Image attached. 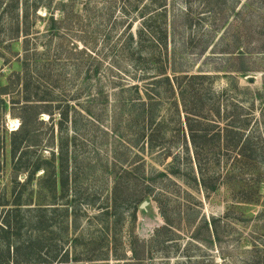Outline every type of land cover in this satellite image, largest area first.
<instances>
[{"label": "rangeland", "instance_id": "rangeland-1", "mask_svg": "<svg viewBox=\"0 0 264 264\" xmlns=\"http://www.w3.org/2000/svg\"><path fill=\"white\" fill-rule=\"evenodd\" d=\"M1 11L0 88L10 94L0 96V227L18 204L10 213L18 233L11 245L28 242L44 264L62 254L68 264H122L132 236L149 241L165 224L163 213L172 241L150 255L146 248L143 264H194L198 257L242 264L251 247L244 240L264 238L258 0H2ZM182 75L200 77L186 95L187 110L221 116H207L199 128L200 168L207 186L216 182L213 192L199 184L178 90L163 81ZM21 83L44 101L18 164L10 135L20 126ZM237 116L246 122L239 144L248 143L240 160L224 142L218 146L210 125L221 129ZM36 163L41 169L32 173ZM258 180V205L241 207L248 222L236 223L234 197ZM226 210L213 243L200 244L197 238L208 236L201 224Z\"/></svg>", "mask_w": 264, "mask_h": 264}, {"label": "trees", "instance_id": "trees-1", "mask_svg": "<svg viewBox=\"0 0 264 264\" xmlns=\"http://www.w3.org/2000/svg\"><path fill=\"white\" fill-rule=\"evenodd\" d=\"M2 1V0H1ZM1 1H0V7H1ZM252 2V1H250ZM261 9L264 12V0H258ZM251 4V3H250ZM160 5V4H159ZM4 11V9H3ZM3 11L0 12V16L2 15ZM152 32L154 35L158 36L157 30H149ZM0 37H1V30H0ZM3 42L0 41V46L3 45ZM1 57V54H0ZM183 77V78H182ZM187 75H182L181 78L179 76H174V78L170 79L168 76L164 77V82L165 84L171 89L173 86L177 88L178 90V96L179 99L182 101V105L184 108L185 115L187 116L185 119V125L188 127L189 133H190V141L193 145L194 151H195V159L197 165H199V184L203 188L204 192L208 193V191L213 192L217 189V184L216 182L213 183L211 186H207L208 184L205 182L204 176L202 175V170H201V165L199 163V153L201 151V146L200 142L198 141L203 138L202 136V130H200V126L202 122H207V116L208 117H217L218 119H221V116L219 114V111L217 110L216 112H207V116H203L201 111L198 110V108L193 109V110H187L186 108V101L188 97L191 96L189 94L190 92L194 93L195 91L193 90V84L192 81L194 82L196 79L200 78L198 77H189L186 81ZM190 79V80H189ZM22 86H24V96L22 98L23 105L20 108L21 114L18 116L20 120V126L17 131L12 132L10 135L11 142H10V152L12 154V157L17 156V161L18 164L21 162V156L23 155V152L25 151L26 147L28 146H23L24 143H26L28 137H32V140L35 139L34 136V131L32 128V125L34 124L35 120L38 118L37 116L41 114L40 112L37 111L39 104L38 102H43L44 100H41V98H37V94H34V96H31V92L28 91L27 84L21 83ZM261 88L264 89V76L262 78V86ZM9 87L5 88H0V96L3 95H9ZM256 96L259 99H263L262 94L257 93ZM3 110L7 108V104L2 101L1 102ZM42 113L47 114L48 116H52V112L50 110H42ZM216 116H215V114ZM60 117L62 119L64 118V115L60 114ZM214 128H216V131L214 132V137L216 138V142L218 146L220 147L221 143L224 142V147L225 149L227 148H232L236 150V157L237 159H243V152L248 149L247 148V142L245 144L240 143L241 138H242V131L246 127V122L244 120H240L237 116L236 119H233V121L229 124L224 126L223 128H219V124L213 123L210 124ZM211 126V128H212ZM34 141V140H33ZM29 141L30 146H36V142ZM36 141V140H35ZM249 142V141H248ZM264 165V164H263ZM41 167L36 163L32 167V173H35L39 171ZM44 171V170H43ZM171 171V170H170ZM45 172V171H44ZM171 174L178 173L177 171H171ZM62 185L67 183V178L62 180ZM261 181L255 184H252L251 187L248 189L242 191L240 195H236L234 198L236 199L235 204H232L231 207H233L235 210L240 212V214L235 218L234 221L236 223H246L248 222L246 217H244V212L242 211L243 209L241 207L244 206H256L259 203L260 200V185ZM209 189V190H208ZM118 190V184L114 186V192L116 193ZM115 200V199H114ZM147 201V197L143 196L142 198L139 199V201ZM15 207V211L12 212H6V218L2 220V226L0 227V246H3L2 249H0V264H10V263H25V264H44L41 262L38 258H32L31 253L28 252L29 248L28 242L17 244L15 247H13L10 243V240L16 237V234H18L16 231V227L14 224L12 225L11 221V215L10 213L17 212L19 205L15 204L13 205ZM229 211L226 210L224 215L220 218L216 219H210L208 221H204L203 225L201 224V228L203 227L206 233L208 234L207 237L205 238H194L196 239L200 244L204 245L205 247L210 246L213 242L210 240L213 235H217V225L219 224L220 220H227L229 219ZM260 215L264 217V208L262 212H260ZM162 218L165 222V224L159 228H157L152 237H150L149 241H143L139 240L135 236H132L131 241H130V253L131 256L130 258H122L120 259L122 264H143L145 261V250L146 248L150 249L148 250L147 253L148 255L151 254V249L154 246H163L165 241H172L170 236H166L167 233H169V224H167V221L165 219L164 214L162 213ZM263 230H264V225H263ZM264 237V235H262ZM163 238V240L161 239ZM165 238V240H164ZM244 239V238H243ZM244 244H248V246H251L242 252L244 255L243 262L242 264H264V238L260 241V244L256 243L254 240L248 241L247 239L244 240ZM13 247V248H12ZM14 249L12 254L10 253V249ZM20 249H25L27 252L24 254L26 258L23 259H15L13 258V255L17 257L18 252ZM223 257V256H222ZM188 261H192L191 258H187ZM222 259V263L225 264L224 258ZM54 262V261H53ZM51 262V264L53 263ZM54 264H68V257L67 255L62 254L59 259L55 260ZM194 264H215L212 261H205L204 258L198 257L197 260H195Z\"/></svg>", "mask_w": 264, "mask_h": 264}, {"label": "water", "instance_id": "water-1", "mask_svg": "<svg viewBox=\"0 0 264 264\" xmlns=\"http://www.w3.org/2000/svg\"><path fill=\"white\" fill-rule=\"evenodd\" d=\"M146 204H147V203L144 202V203L140 206V208H144V207L146 206Z\"/></svg>", "mask_w": 264, "mask_h": 264}, {"label": "bare ground", "instance_id": "bare-ground-1", "mask_svg": "<svg viewBox=\"0 0 264 264\" xmlns=\"http://www.w3.org/2000/svg\"><path fill=\"white\" fill-rule=\"evenodd\" d=\"M15 129H17V126H16V128Z\"/></svg>", "mask_w": 264, "mask_h": 264}]
</instances>
